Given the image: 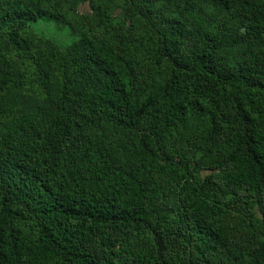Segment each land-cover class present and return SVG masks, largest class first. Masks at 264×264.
Returning <instances> with one entry per match:
<instances>
[{
    "label": "trees",
    "instance_id": "1",
    "mask_svg": "<svg viewBox=\"0 0 264 264\" xmlns=\"http://www.w3.org/2000/svg\"><path fill=\"white\" fill-rule=\"evenodd\" d=\"M0 264H264V0H0Z\"/></svg>",
    "mask_w": 264,
    "mask_h": 264
},
{
    "label": "rangeland",
    "instance_id": "2",
    "mask_svg": "<svg viewBox=\"0 0 264 264\" xmlns=\"http://www.w3.org/2000/svg\"><path fill=\"white\" fill-rule=\"evenodd\" d=\"M81 10L86 12L89 10L88 4L81 6ZM34 29L40 33L49 37H53L61 42H68L72 39L73 32L64 25H59L54 21L40 20L34 24Z\"/></svg>",
    "mask_w": 264,
    "mask_h": 264
}]
</instances>
